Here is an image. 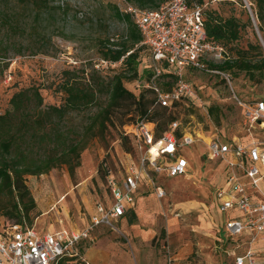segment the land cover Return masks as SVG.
I'll list each match as a JSON object with an SVG mask.
<instances>
[{
	"label": "rangeland",
	"instance_id": "obj_1",
	"mask_svg": "<svg viewBox=\"0 0 264 264\" xmlns=\"http://www.w3.org/2000/svg\"><path fill=\"white\" fill-rule=\"evenodd\" d=\"M244 1L243 7L235 1H218L209 9L216 10L222 18L234 17L246 24L238 43L227 48L231 56L235 49L260 45L264 58V37L258 30L251 4ZM62 3L69 5L67 14L56 12L46 17L38 28L43 36L37 37L31 29L32 17L26 0H0V18L3 12L15 13L16 25L22 26L9 30L3 28L6 25L0 19V53L6 50V64H0V71L4 70L0 75V114L10 109L9 100L15 91L30 86L40 88L44 106L61 105L63 95L58 84L62 73L72 67L79 74L83 70L87 76L98 70L99 78L104 80L122 72L123 67L117 63L107 68L94 67L99 64L102 44L125 33V26L115 20L110 8L114 0H50L51 6ZM140 60L138 70L142 74L150 66L145 48ZM6 65L8 69H4ZM191 73L184 70L183 79L192 96L169 109L182 134L205 142L211 139L226 144L264 142L257 127L250 129L243 124L242 111L235 101V98L243 102L264 99V74H256L254 78L245 73L227 74V81L220 76ZM147 82L148 76L144 75L141 80L125 83V87L138 96L148 89ZM163 84L161 79L157 85L166 91ZM103 104L104 98L68 118L72 132L85 142L79 153V166L72 176L67 165H60L46 174L25 177L35 202L29 215L35 230L68 234L87 230L96 206L109 200L102 163L120 179L131 161H135L120 142L118 125L110 126L102 136L88 133L92 115ZM211 107H217L219 114L209 115ZM83 133L85 136L81 137ZM205 152L202 144L188 149L184 153L190 162L186 175L154 181L164 197L158 198L154 187L144 184L137 197L134 223H129L128 215L113 229L104 226L92 229L88 238L76 246V256L64 264H164L169 258L172 264H233L236 245L223 238L227 217L216 208L214 197L216 189L224 185L225 165L205 159L202 157ZM2 220L5 219L0 217V226Z\"/></svg>",
	"mask_w": 264,
	"mask_h": 264
},
{
	"label": "built area",
	"instance_id": "obj_2",
	"mask_svg": "<svg viewBox=\"0 0 264 264\" xmlns=\"http://www.w3.org/2000/svg\"><path fill=\"white\" fill-rule=\"evenodd\" d=\"M120 14L129 16L140 32L150 58L148 89L155 93V106L174 107L192 96L183 79V71L205 75H228L211 68L228 60L219 45L208 41L203 26V8L194 0H166L158 9H140L127 0H114ZM95 67L113 64L98 60ZM172 74L176 83L167 91L158 87L163 74ZM242 111L243 124L257 127L264 139V99L243 102L235 98ZM179 131V132H178ZM137 140L138 157L126 168L122 178L109 172L106 185L109 200L96 206L90 227L82 232L38 233L26 225L0 226V264H60L76 256V246L86 240L89 231L104 226L115 228L131 212L139 184L144 181L158 198L164 197L157 178H178L187 174L190 162L185 152L197 144L204 145L202 156L225 165L224 185L215 191L218 211L226 215L223 238L236 246L233 264H264V142L226 144L217 139L201 141L191 134H182L176 122L156 137L155 125L141 119L123 128ZM131 158V157H130ZM88 264V263H85ZM164 264H172V259Z\"/></svg>",
	"mask_w": 264,
	"mask_h": 264
},
{
	"label": "trees",
	"instance_id": "obj_3",
	"mask_svg": "<svg viewBox=\"0 0 264 264\" xmlns=\"http://www.w3.org/2000/svg\"><path fill=\"white\" fill-rule=\"evenodd\" d=\"M127 1L140 9L150 10L158 9L166 2V0ZM218 1H235L241 7L244 6V0H194L203 8V26L208 41L221 46L229 57L222 64L211 68L224 74L245 73L251 78L256 74L262 76L264 58L260 45H247L245 49H235L234 56H231L232 52L227 51L229 46L238 43L246 24H242L234 17L222 18L216 10H210L209 6ZM247 1L251 4L258 30L264 37V0ZM26 6L29 7L32 17L31 29L37 37L43 36L38 28L42 26L46 17L56 12L65 15L69 11L67 3L51 6L50 0H26ZM110 8L115 20L125 26V33L120 38L113 36L102 44L100 60L121 64L123 69L120 74L104 80L99 78L98 70L94 69L93 74L87 76L83 70L79 74L72 67L71 70L62 73L61 82L58 84V90L63 95L61 105L44 106L40 88L30 86L15 91L9 100L10 109L0 114V217L5 219L2 220L3 226L10 224L32 226L29 215L35 208V202L26 186V176L43 175L60 165H67L72 176L74 169L79 166V153L85 148V142L79 139V134L76 137L72 128L68 126L71 114L84 112L96 103L99 104L104 98V104L92 115L88 133L93 132L94 137L102 136L110 126L116 128L118 125L121 130L120 142L126 154L134 159L138 157L137 140L133 135H126L123 132L124 127L145 119L155 125V135L159 137L175 121L169 108L155 106V93L152 89H147L138 96L126 89L125 83L141 80L144 75L149 79L150 73L146 68L139 74L140 53L144 50L139 30L129 16L120 14L115 5H111ZM248 11L250 13L249 9ZM16 18L15 13L3 12L0 18L3 25H6L3 28L15 30L22 27L16 25ZM5 54L6 50L0 53V64H6ZM259 57L260 59H257ZM8 68L6 65L4 69ZM187 70L192 74V70ZM3 71V69L0 71V75ZM5 76L4 73V80ZM162 79L166 91L176 83V78L172 74L165 73ZM208 114L211 116L219 114V109L211 107ZM102 172L106 181L110 171L104 162ZM128 215L129 223L133 224L134 213L131 211Z\"/></svg>",
	"mask_w": 264,
	"mask_h": 264
},
{
	"label": "crops",
	"instance_id": "obj_4",
	"mask_svg": "<svg viewBox=\"0 0 264 264\" xmlns=\"http://www.w3.org/2000/svg\"><path fill=\"white\" fill-rule=\"evenodd\" d=\"M188 172H189V170H188ZM187 172V173H188ZM147 185V186H149L146 182H144V181H142L140 184H139V187H138V190H137V192H136V194H135V203H134V206H133V208H132V212L134 213L135 212V206H136V202H137V197H138V195L141 193V191L143 190V185ZM108 192V191H107ZM99 205V204H98ZM216 208H217V202H216ZM218 209V208H217ZM129 213H131V212H129ZM128 213V214H129ZM128 214L126 215V217L128 216ZM96 215V208H95V210H94V213L91 215V218H90V220L94 217ZM126 217L125 218H123L120 222H119V224H121L122 222H123V220H125L126 219ZM37 231V230H36ZM38 233H40V234H44L43 232H39V231H37ZM45 233H55V231H51V232H45Z\"/></svg>",
	"mask_w": 264,
	"mask_h": 264
}]
</instances>
